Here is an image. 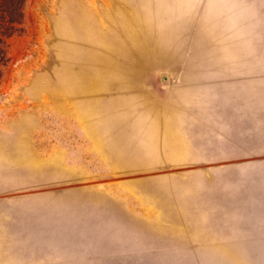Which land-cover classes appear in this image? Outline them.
Returning <instances> with one entry per match:
<instances>
[{
	"label": "rangeland",
	"instance_id": "1",
	"mask_svg": "<svg viewBox=\"0 0 264 264\" xmlns=\"http://www.w3.org/2000/svg\"><path fill=\"white\" fill-rule=\"evenodd\" d=\"M7 51L0 210L45 212L49 198L78 185L48 179L63 165L53 144L77 149L75 110L92 106L110 82L193 73V82L213 86L214 108L224 120L212 150L222 164L209 167L228 189L229 212L225 229L196 240L229 243L187 246L184 256L191 259L59 264H264V0H27L23 32L8 39ZM30 215L19 234L35 230L37 216ZM50 256L0 245V264H51Z\"/></svg>",
	"mask_w": 264,
	"mask_h": 264
},
{
	"label": "crops",
	"instance_id": "2",
	"mask_svg": "<svg viewBox=\"0 0 264 264\" xmlns=\"http://www.w3.org/2000/svg\"><path fill=\"white\" fill-rule=\"evenodd\" d=\"M126 79L110 82L92 106L75 110L77 149L53 144L63 165L48 179L78 185L49 198L45 212L0 210V245L46 251L52 254L46 260L59 264L191 259L184 256L187 246L229 243L196 240L225 229L223 214L229 212L228 189L209 167L222 164L212 151L222 139L215 127L224 122L214 108L213 86L193 82V73ZM83 165L95 169L82 171ZM30 213L37 216L35 230L19 234L17 226L28 225Z\"/></svg>",
	"mask_w": 264,
	"mask_h": 264
},
{
	"label": "trees",
	"instance_id": "3",
	"mask_svg": "<svg viewBox=\"0 0 264 264\" xmlns=\"http://www.w3.org/2000/svg\"><path fill=\"white\" fill-rule=\"evenodd\" d=\"M27 0H0V82L8 57V39L23 32Z\"/></svg>",
	"mask_w": 264,
	"mask_h": 264
}]
</instances>
